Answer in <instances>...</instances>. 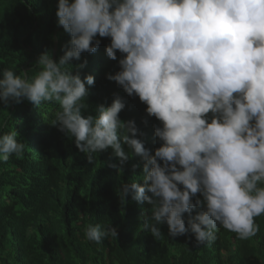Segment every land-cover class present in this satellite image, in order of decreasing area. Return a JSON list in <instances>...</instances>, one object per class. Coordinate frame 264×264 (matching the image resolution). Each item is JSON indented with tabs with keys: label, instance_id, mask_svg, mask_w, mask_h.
Listing matches in <instances>:
<instances>
[{
	"label": "clouds",
	"instance_id": "1",
	"mask_svg": "<svg viewBox=\"0 0 264 264\" xmlns=\"http://www.w3.org/2000/svg\"><path fill=\"white\" fill-rule=\"evenodd\" d=\"M56 8L57 26L70 36L63 55L40 54L31 79L3 70L0 102L59 104L52 126L90 161L111 149L122 173L139 156L143 183L123 184L119 197L151 206L142 228L154 238L163 224L171 237L193 234L197 246L214 242L221 227L254 237L255 218L264 215V0H58ZM97 37L110 38L108 58L121 54L120 70L106 78L159 121L154 154L137 138L135 121L120 118L121 96L84 115L86 85L95 80L81 76L86 59L72 62L95 53ZM17 136L0 135V162L22 154ZM85 236L99 244L117 229L90 225Z\"/></svg>",
	"mask_w": 264,
	"mask_h": 264
},
{
	"label": "trees",
	"instance_id": "2",
	"mask_svg": "<svg viewBox=\"0 0 264 264\" xmlns=\"http://www.w3.org/2000/svg\"><path fill=\"white\" fill-rule=\"evenodd\" d=\"M57 3L0 0V78L9 69L31 79L41 70L36 65L40 54L50 52L56 60L63 55L70 36L57 26ZM97 38L101 43L95 53L72 62L86 59L81 76L91 74L95 80L86 85L90 107L84 115L96 114L97 102L108 106L115 95L121 96L126 107L120 118L135 121L137 138L154 154L160 146L154 135L159 121L147 117L141 104L133 106L129 96L126 101L123 89L106 78L120 70L121 54L117 60L108 58L110 38ZM59 107H47V102L38 107L26 99L7 107L0 102V135L16 131L25 144L22 154L0 162V264H264V215L255 218L259 231L246 240L221 227L214 242L197 246L191 233L171 237L166 224L158 225L162 237L154 238L142 228L151 206L130 196L122 203L119 197L123 184L143 183L141 158L131 156L122 173L111 149L92 154L90 161L52 126ZM133 165L138 167L133 170ZM96 224L115 227L117 237L99 244L87 240L86 229Z\"/></svg>",
	"mask_w": 264,
	"mask_h": 264
}]
</instances>
